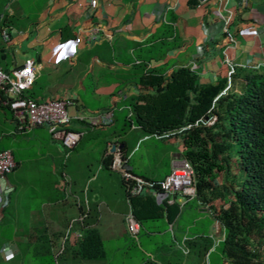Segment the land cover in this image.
<instances>
[{
    "label": "crops",
    "instance_id": "0c3cea01",
    "mask_svg": "<svg viewBox=\"0 0 264 264\" xmlns=\"http://www.w3.org/2000/svg\"><path fill=\"white\" fill-rule=\"evenodd\" d=\"M225 20L234 47L223 54ZM3 27H8L9 36L5 40L0 30V68L8 70L32 57L34 78L25 94L37 100L69 99L68 127L81 132L65 156L47 127L17 133L9 110L0 107V138L9 136L0 150L8 149L15 162L14 169L0 179V261L11 258L10 264H18L12 260L20 254L19 239H26L22 253L38 254L60 250L64 240L68 250L74 249L80 239L75 232L84 235L95 230L102 248L104 240L133 237L124 223V216L131 213L127 195L118 174L104 160L113 146L118 147L133 174L160 180L183 151L179 136H145L129 121L132 99L152 91L139 84L142 74L152 71L166 78L183 66L195 74L197 83H215L227 79L230 68L264 71V0H0ZM106 110H111L107 124L90 126L79 119ZM147 138L165 147L161 170L144 169L132 159ZM22 165L30 175L25 200L20 198L23 185L15 175ZM139 196L152 203H147V211H140L143 221L161 219L170 230L177 229L181 207L191 202L178 205V214L167 222L165 204L149 195ZM195 208V218H207L209 223L207 227L189 224L177 232L187 237V252L177 247L183 256L191 250L200 253L209 238L216 242L223 235L207 207L195 204ZM137 224L134 237L153 233L143 222ZM208 250L202 252L204 256ZM68 252L65 258H73ZM145 253L149 259L140 257L128 264H161L156 247ZM4 254L9 255L6 261Z\"/></svg>",
    "mask_w": 264,
    "mask_h": 264
},
{
    "label": "trees",
    "instance_id": "16d2710c",
    "mask_svg": "<svg viewBox=\"0 0 264 264\" xmlns=\"http://www.w3.org/2000/svg\"><path fill=\"white\" fill-rule=\"evenodd\" d=\"M138 82L152 91L132 99L129 121L145 136L172 134L181 138V156L193 171L191 201L196 205L209 210L213 194H219L211 182L212 175L223 172L229 166V158H235L238 179L233 187L219 186L226 201L217 210H209L223 232L218 241L219 253L224 264H263L264 235L256 238L255 248L249 247L248 239L255 230L264 232V71L235 68L228 83L226 78L215 83H197L195 74L180 66L166 78L149 71ZM211 116L212 124H203ZM110 161L108 155L104 165L108 166ZM127 198L132 215L142 224L145 217L140 211L148 210L150 198ZM178 212V204L166 205L167 222ZM202 246L200 253L209 247ZM71 250L68 251L74 257L84 260L104 257L95 230L81 234L77 247Z\"/></svg>",
    "mask_w": 264,
    "mask_h": 264
},
{
    "label": "built area",
    "instance_id": "2783aa9c",
    "mask_svg": "<svg viewBox=\"0 0 264 264\" xmlns=\"http://www.w3.org/2000/svg\"><path fill=\"white\" fill-rule=\"evenodd\" d=\"M0 30L3 38L8 40V27L0 28ZM222 32L227 40V45L222 49L224 54L227 47H234L226 20L223 23ZM224 60L230 65L226 56ZM34 67L35 61L29 56L18 66L8 70L0 68V107L9 110L17 133L25 132L33 126L47 127L51 138L59 142L66 156L75 147L81 135V132L68 127L70 120L68 107L71 101L58 97L37 100L26 95L25 92L33 83ZM231 72L230 68L228 75ZM110 117L111 110H106L100 115L79 117V119L90 126H95L109 123ZM213 120L214 117L211 116L204 119L203 124L211 125ZM127 160V156L118 147H114L108 165L111 171L118 174L126 195H149L166 205L173 203L183 205L194 196L192 167L181 155L172 160L169 172L160 180H149L133 174ZM14 167L15 162L11 152L8 149H1L0 179H4ZM124 223L127 232L134 237L138 224L130 212L124 216ZM74 235L77 239L81 237L80 232H75ZM186 240L187 237H182L178 245L182 253L187 252ZM2 258L6 261L9 255L4 254Z\"/></svg>",
    "mask_w": 264,
    "mask_h": 264
},
{
    "label": "rangeland",
    "instance_id": "374dc122",
    "mask_svg": "<svg viewBox=\"0 0 264 264\" xmlns=\"http://www.w3.org/2000/svg\"><path fill=\"white\" fill-rule=\"evenodd\" d=\"M16 137L21 138L19 136ZM8 141L9 136H1L0 148H3L5 143ZM164 151L165 147L159 141L153 138H147L139 144V148L133 155L132 159L134 161L136 160L140 162L144 169L152 170L155 168L161 170L164 168L166 161V153ZM13 152H15L14 149ZM21 152L26 153V151ZM70 152L71 151L68 152V155ZM228 162L229 166H226L223 172H214L212 175L211 182L216 187L218 191L217 193L219 194H213L211 205H209L210 211L217 210L220 206L224 205V202L226 201L225 196H222L221 194V189L219 186L224 184L229 188L233 187L238 179L239 173L235 165V158L230 157ZM15 175L20 184L23 185L19 194L20 198L25 200L24 194L26 193L27 181H29L28 176H30L26 173V166L22 165L20 168H18ZM113 176L115 177L114 174ZM197 215L198 212L197 208H195V203L194 201H191L181 207L178 220L175 223V225H178L177 229L175 226L173 227V230L168 229L167 223L161 219H154V221L145 220L143 221V226L146 228V230L153 232L151 235H145L144 233L140 232L136 235V237H125V241L122 239L104 240L103 249L105 251V260L102 262L100 261L101 259L83 260L79 257L72 258L70 255L68 258H65V256L69 254L65 240L63 241L64 243L62 244V248L60 250L58 249L57 251L55 250L50 253L32 254L31 252H28L24 254L22 252L25 249L24 244L26 239H19L18 250L20 251V254L15 255L12 262L14 261L18 264H128L135 263L140 257L146 260L149 259L145 252H152L154 247H156L158 249L157 255L161 260V264H180L181 262H185V264H224L223 257L219 253V240L216 242L214 241V243L210 239L211 243H207V246L209 245V250L205 256L202 252L198 253L193 250H191L188 255L183 256L179 252L180 250L177 249L181 241V235H179L177 232H180L184 227H186V225L191 224L192 226V224H203L204 227H207L209 219H196L195 217H197ZM191 232V228L186 230V236H190ZM172 234L175 237L176 243L172 239ZM261 235H264L262 229L258 231L255 230L253 237L248 239V244L250 245L249 247L255 248L254 242L256 241V238L260 237ZM123 243L126 245L122 246ZM117 248H119V251H113ZM262 253H264V251H262ZM167 258L168 261H166ZM10 259L11 258L8 259V264H10ZM7 263L0 261V264Z\"/></svg>",
    "mask_w": 264,
    "mask_h": 264
},
{
    "label": "water",
    "instance_id": "95a60500",
    "mask_svg": "<svg viewBox=\"0 0 264 264\" xmlns=\"http://www.w3.org/2000/svg\"><path fill=\"white\" fill-rule=\"evenodd\" d=\"M114 146L112 147V150H113Z\"/></svg>",
    "mask_w": 264,
    "mask_h": 264
}]
</instances>
